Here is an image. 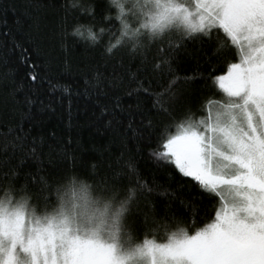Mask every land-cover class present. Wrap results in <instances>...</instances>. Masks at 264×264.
Segmentation results:
<instances>
[{"label": "snow or ice", "instance_id": "snow-or-ice-1", "mask_svg": "<svg viewBox=\"0 0 264 264\" xmlns=\"http://www.w3.org/2000/svg\"><path fill=\"white\" fill-rule=\"evenodd\" d=\"M63 11L65 18L88 21L77 20L73 36L98 47L107 35L105 55L123 50L139 62L138 72L172 75V56L194 40L209 44L210 62L226 66L224 74L199 77L218 85L224 99L206 100L199 120L189 109L175 134L169 132L171 123L161 121V130L144 113L133 127L129 113L128 129L138 143L160 132L161 143L149 151L156 164L174 167L199 191L198 197L180 201L191 213L194 230L179 226L183 221L171 207L176 192H157L161 186L149 183L134 158L103 173L94 164L91 183L78 176L61 181L50 171L53 161L44 167L43 138L18 125L0 133V264H264V0H68ZM98 24L107 27L97 30ZM221 30L223 38H214L213 32ZM7 46L5 41L2 47ZM16 49L27 63L29 49L13 40L11 51ZM37 79L29 74L28 83ZM178 81L169 80L159 93L143 87L149 81H140L142 92L154 97L149 112L176 119L178 108L188 103L173 91ZM121 82L116 68L110 77L97 71L85 81L84 94L107 95L106 89ZM12 87L13 103L28 109V122L35 119L33 105L39 103L41 113L51 109L24 81L16 86L13 80ZM18 92L23 100L15 99ZM117 110L123 112L118 103L102 107L101 115L111 117L108 128L122 123ZM153 194L165 203L159 210L151 203L139 239L128 220ZM205 198L210 207L200 206Z\"/></svg>", "mask_w": 264, "mask_h": 264}, {"label": "trees", "instance_id": "trees-1", "mask_svg": "<svg viewBox=\"0 0 264 264\" xmlns=\"http://www.w3.org/2000/svg\"><path fill=\"white\" fill-rule=\"evenodd\" d=\"M66 2L68 0H0V133L6 132L8 127L23 125L25 131L31 130L32 137L37 140L43 138L44 167H49V160L53 161L50 171L54 179L61 181L78 176L91 183L94 164L100 166L96 171L103 173L109 165L115 169L118 163L123 164L129 158H134L149 183L161 186L157 187V192L165 188L176 192V196L171 198L172 210L177 220L183 221L179 226L193 231L191 213L180 201L188 202L191 197H198L199 191L192 186L190 179H181L174 167L156 164L149 156V151L161 143L160 132H154L150 141L145 139L138 143L128 129L129 113L135 121L133 127L139 125L141 113H144L161 130V121L163 125L171 123L173 126L169 132L175 134V125L189 109L194 113V118L199 120L205 114L200 109L206 100L224 99L225 94L218 85L212 86L211 80L199 77L224 74L226 66L222 67L214 60L210 62L209 44L194 40L186 41V49L172 56V75L167 71L163 74L138 72L139 62L130 60L123 50L115 56L105 55L104 45L109 39L107 35L98 47L92 46L86 39L73 36L71 33L77 20L81 23L88 21L82 17L74 18L73 15L65 18L63 5ZM82 2L88 3L90 0ZM99 27L107 25L98 24L97 30ZM5 32L11 35L5 37ZM217 35L223 38L222 30L219 34L213 32L214 38ZM13 40L29 49L30 59L27 63L22 62L20 49L11 51ZM5 41L8 45L6 48L2 47ZM230 60L237 62L238 58L230 57ZM210 64L217 70L212 71ZM32 65L35 67L32 68ZM113 68H116L122 81L117 87L106 89L107 95L99 97L84 94L86 80H92L97 71L110 77ZM29 74L38 76L35 83H28ZM176 77H179V81L173 91L188 101L178 108L176 119L157 115L154 109L149 112L154 97L142 92L140 81H149L143 87L152 93H159L167 87L169 80ZM188 77L196 79L187 80ZM13 80L16 86L24 81L25 88L31 87L39 100L45 105L50 103L54 111L49 109L41 113L40 104L37 103L31 108L35 119L28 122L25 115L28 109L15 105L10 95ZM5 84L9 86L5 87ZM15 99L23 100V93L18 92ZM168 101L169 98L164 97L165 107H168ZM117 103L123 109V112L117 110L122 123L108 128L111 117L101 115L102 107L107 105L112 108ZM172 180L176 182L172 183ZM152 202L157 204L158 210L165 203L155 194L145 197L140 201V214L129 217L128 224L133 235L139 239L144 238V213L149 211ZM200 206L210 207L208 199L205 198ZM204 215V212L199 213L201 217ZM210 219L209 216L197 222L196 227H203Z\"/></svg>", "mask_w": 264, "mask_h": 264}]
</instances>
